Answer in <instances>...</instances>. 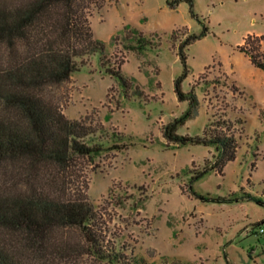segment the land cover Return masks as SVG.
Listing matches in <instances>:
<instances>
[{"label":"rangeland","instance_id":"obj_1","mask_svg":"<svg viewBox=\"0 0 264 264\" xmlns=\"http://www.w3.org/2000/svg\"><path fill=\"white\" fill-rule=\"evenodd\" d=\"M88 18L103 52L55 92L66 116L103 124L107 131L92 141L110 145L117 129L118 142L127 143L103 149L94 169L85 165L88 196L104 211L115 246L135 264H264V233L247 232L264 219V69L238 47L249 33L264 35V0H105ZM188 34L198 36L184 47L181 90L192 91L198 105L177 132L202 135L219 115L235 126L234 157L202 176L218 156L215 145H177L162 134L188 108L174 90L183 70L178 47ZM121 62L130 84L108 71ZM53 260L115 264L92 254Z\"/></svg>","mask_w":264,"mask_h":264},{"label":"trees","instance_id":"obj_2","mask_svg":"<svg viewBox=\"0 0 264 264\" xmlns=\"http://www.w3.org/2000/svg\"><path fill=\"white\" fill-rule=\"evenodd\" d=\"M104 1L0 0V264H52L54 258L76 254L135 264L133 256L115 246L104 211L89 198L85 166L94 169L93 158L103 149L119 151L127 143L118 142L122 133L117 129L110 145L92 141L90 137L107 131L103 124L66 116L62 96L55 92L84 60L103 52L104 43L94 36L88 15ZM180 1L166 0L170 6ZM197 36L188 34L178 47L183 70L174 79V90L179 100L188 101V108L166 123L162 134L177 145H215L218 156L199 172L202 176L210 168L222 171L234 157L236 141L234 122L222 115L209 121L202 135L177 132L197 111V96L181 90L188 72L184 47ZM262 39L263 34L249 33L238 47L264 69ZM122 63L108 71L130 84ZM231 86L237 88L233 81Z\"/></svg>","mask_w":264,"mask_h":264},{"label":"built area","instance_id":"obj_3","mask_svg":"<svg viewBox=\"0 0 264 264\" xmlns=\"http://www.w3.org/2000/svg\"><path fill=\"white\" fill-rule=\"evenodd\" d=\"M247 232H257L259 234L264 233V219L256 222L255 224H249Z\"/></svg>","mask_w":264,"mask_h":264}]
</instances>
